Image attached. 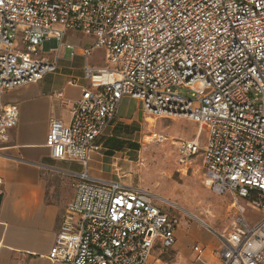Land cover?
Returning <instances> with one entry per match:
<instances>
[{"label": "built area", "instance_id": "2783aa9c", "mask_svg": "<svg viewBox=\"0 0 264 264\" xmlns=\"http://www.w3.org/2000/svg\"><path fill=\"white\" fill-rule=\"evenodd\" d=\"M73 32L93 39L66 43ZM62 49L83 56L88 86L75 102L55 94L69 120H49L45 146L54 159L77 160L84 170L48 258L148 264L156 249L172 248L179 221L158 204L169 201L89 174L103 150L98 138L130 97L149 116L196 125L193 138L174 144L178 171L198 159L205 185L231 197L229 228L214 230L220 264H264V0H0L1 142L19 118L3 93L56 71ZM95 50L104 51L103 65L88 64ZM193 250L203 253L201 246Z\"/></svg>", "mask_w": 264, "mask_h": 264}, {"label": "crops", "instance_id": "0c3cea01", "mask_svg": "<svg viewBox=\"0 0 264 264\" xmlns=\"http://www.w3.org/2000/svg\"><path fill=\"white\" fill-rule=\"evenodd\" d=\"M70 34L73 37L74 33ZM64 50L57 59L56 71L47 73L36 83L8 89L2 96L4 103L18 106L19 118L16 127L9 130L8 139L0 141V264H66L52 262L48 252L59 230L64 209L74 197V182L84 167L77 160L54 159L45 140L51 118L69 120L67 111L61 107L62 100L55 94L61 93L63 99L75 102L88 82L83 78V56L79 51L74 56L70 53L63 56ZM46 57L51 58L52 54ZM128 98L124 97L120 105ZM133 100L141 106L139 100ZM116 115L111 128L120 122L132 121L127 111L122 115L117 111ZM117 138V134H105L98 138V142L105 145ZM110 151L114 152L104 146L100 154H94L89 174L94 178L118 179L142 188L140 184L114 174L113 167L118 163L114 154L110 155L111 176L104 177L103 159ZM210 229L213 228L196 224L186 228L177 226L172 248L156 249L148 264H220L218 251L221 242ZM194 246L203 247L201 256L197 257ZM170 251L173 252L171 259L154 257L159 252Z\"/></svg>", "mask_w": 264, "mask_h": 264}, {"label": "rangeland", "instance_id": "374dc122", "mask_svg": "<svg viewBox=\"0 0 264 264\" xmlns=\"http://www.w3.org/2000/svg\"><path fill=\"white\" fill-rule=\"evenodd\" d=\"M73 33V37L70 36L72 34H68L66 43L85 45L93 39L91 35L84 36L79 32ZM16 48H21L19 37L16 39ZM40 53L42 56L49 54L43 51ZM68 53L69 50H64L63 56ZM103 54V50H95L89 58L88 64L90 66L103 65ZM124 111H127V116H130L132 121L120 122L113 128L110 127L106 132V134H117L119 139L112 140L111 145L114 152H108L103 159L104 177L111 176L110 155L114 154L115 157H118V163L113 167H118V177L129 180L133 184H140L142 188L153 192L162 201H169V205L158 202L169 211L171 216L179 219V227L186 228L191 224H196L203 228H213L219 232L229 228L234 215V210L230 206L231 197L218 195L205 185L201 162L195 159L187 171H178L174 144L178 139L193 138L196 125L189 120L180 118L149 116L143 112L142 106L137 105L136 101L130 98L125 99L122 105L119 104L118 113L122 115ZM154 134L163 136L165 139L157 141ZM203 135L204 133L200 140L201 144L204 141ZM113 161L116 162V159ZM240 203L244 205L245 201L240 200ZM248 216L253 218V222L258 217L250 210H248ZM195 217L201 219L208 226ZM213 229L210 230L215 234ZM160 254L162 252L154 257L164 260L173 257L171 251Z\"/></svg>", "mask_w": 264, "mask_h": 264}, {"label": "trees", "instance_id": "16d2710c", "mask_svg": "<svg viewBox=\"0 0 264 264\" xmlns=\"http://www.w3.org/2000/svg\"><path fill=\"white\" fill-rule=\"evenodd\" d=\"M112 140H113V139H111L109 142L105 143V145H106L107 148L110 147L109 150H110V149H111V150L114 149L113 146L111 145V144H112ZM132 144H134V143H132ZM134 145L137 146L136 144H134ZM130 147H132V146L130 145ZM110 152H111V151H110ZM112 152H113V151H112Z\"/></svg>", "mask_w": 264, "mask_h": 264}, {"label": "bare ground", "instance_id": "6f19581e", "mask_svg": "<svg viewBox=\"0 0 264 264\" xmlns=\"http://www.w3.org/2000/svg\"><path fill=\"white\" fill-rule=\"evenodd\" d=\"M150 118V117H149ZM147 121H148V119H147ZM194 216V215H193ZM195 218H197L199 221H201L203 224H205L201 219H199L198 217H195ZM206 225V224H205ZM206 226H208V225H206Z\"/></svg>", "mask_w": 264, "mask_h": 264}]
</instances>
